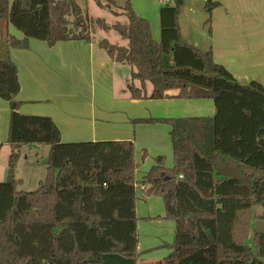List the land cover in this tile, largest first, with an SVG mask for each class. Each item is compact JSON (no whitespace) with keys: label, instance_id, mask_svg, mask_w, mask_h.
Segmentation results:
<instances>
[{"label":"trees","instance_id":"obj_1","mask_svg":"<svg viewBox=\"0 0 264 264\" xmlns=\"http://www.w3.org/2000/svg\"><path fill=\"white\" fill-rule=\"evenodd\" d=\"M129 1L118 7L116 0H96L126 19L109 25L88 18L75 0H0V99L8 102L10 116L7 174L0 182V264H138L136 205L151 196L164 207L155 219L175 226L173 244L162 246L172 252L167 263L262 264L264 236L254 233L257 253L245 241L253 219L264 221L254 215L255 207L264 208L263 87L238 83L210 50L183 40V0L159 9L158 41ZM204 6L211 13L218 4L206 0ZM97 29L112 30L127 43L97 42L110 60L132 68L125 90L131 99L210 100L214 106L213 117L134 120L167 124L172 147V166L156 157L140 180L133 141L65 143L50 117L19 114L18 69L10 51L28 49L30 40L49 47L90 44ZM31 145L49 152L43 181L25 193L15 168L20 150Z\"/></svg>","mask_w":264,"mask_h":264},{"label":"crops","instance_id":"obj_2","mask_svg":"<svg viewBox=\"0 0 264 264\" xmlns=\"http://www.w3.org/2000/svg\"><path fill=\"white\" fill-rule=\"evenodd\" d=\"M12 1L9 0V3ZM211 2L218 4L211 13L205 8L197 9L196 13L183 0V8L178 17L183 40L201 51L210 50L214 62L223 66L238 83L247 85L255 81L264 89V0ZM148 19L152 38L158 41L159 18ZM207 20L208 25L205 23ZM8 29L15 38H22L12 27ZM102 39L104 38L99 36L90 44L79 41L59 42L54 47H49L42 41L30 40L28 49H12L10 58L17 66L20 84V91L15 98L22 103L19 114L50 117L65 143L131 140L134 143L135 157L141 156L144 148H149L147 150H150L154 158L167 155L170 149L172 153L169 126L160 123L134 124V120L215 115L210 100L131 99L125 90L132 68L110 60L97 44ZM133 84L140 87L138 81ZM150 92L151 85L146 83V95ZM9 119V104L0 99V156L7 160L10 153L7 145ZM25 148L20 150L21 156L15 168L16 179L22 182L21 187L24 185L18 173L21 160H26L29 155L35 160L42 155L47 159L49 152L46 146L31 145ZM34 171L35 176L39 175L36 177L38 188V184L44 179L46 168L44 166L39 169V173L35 169ZM4 173L6 176L7 169ZM160 200L154 196L137 200V231L142 224L163 225L160 223L165 221L155 219L164 215V207L162 210L156 209ZM161 243L162 240L155 236L142 240L139 236L138 264L159 263L162 260L160 254L152 252L161 248ZM145 254L151 255L141 260Z\"/></svg>","mask_w":264,"mask_h":264},{"label":"rangeland","instance_id":"obj_3","mask_svg":"<svg viewBox=\"0 0 264 264\" xmlns=\"http://www.w3.org/2000/svg\"><path fill=\"white\" fill-rule=\"evenodd\" d=\"M76 3L80 6L81 9L84 10L86 16L90 19L92 18H100V19H104L106 23L110 24V23H115L118 22L120 24H123L126 22V19L124 16L119 15L121 14V12L115 10L116 13H111L108 12L106 9H102L101 7H99L97 5L96 0H75ZM99 3H103V0H98ZM126 0H116V4L118 7L123 6V4L125 3ZM185 3L187 4L188 7H193L195 10V12L197 13L198 10H203L205 8L204 6V1L205 0H184ZM130 6L131 8H133L135 14L142 18V19H146L149 22L148 17L151 19V17H154V19H157L158 14H159V9L163 6V5H172V1L171 0H161V2H159V0H130ZM197 10V11H196ZM205 10V9H204ZM158 23V21H157ZM104 38L106 39L109 43H118L120 46H125L127 43L125 41V39H123L122 37H120L118 34H116L114 31L110 30L109 32H103L99 29L96 30L95 34H94V39H97L98 37ZM125 67H124V74H125ZM150 84V83H148ZM25 148V147H24ZM26 149V148H25ZM149 149V148H147ZM147 149H143L141 152V156H136L135 157V162L138 165V171H137V180H140L142 178V175L145 174L146 172L149 171L150 167H151V163H152V159H154V156H152L150 154V150ZM140 152V151H139ZM26 154V152H25ZM163 159H164V165L165 167H171V163H172V153H171V149L169 150L167 155H162ZM7 159L3 158V156H0V182H4L6 179L5 176V166H6V161ZM47 161L46 158H44V156L42 155L41 157H39V159H34L31 155L28 156V158L22 159L20 166H19V176L23 179L24 185L20 188L23 192L27 193L30 191H34L36 190L37 186H36V177H38L39 175H34V169L36 170V173H39V169H43L45 166V162ZM155 198V197H154ZM154 200H157L154 199ZM159 200V199H158ZM142 202V201H141ZM143 203V202H142ZM162 210L163 209V205H162V201H158L156 209ZM254 215L255 216H264V208L257 206L254 209ZM255 220L253 219L252 223ZM163 222V221H162ZM163 225H157V223L152 224V225H148L145 226L144 224H142L140 226V229L138 230V235L140 236V240H142V238H149L151 236H155L158 239L162 240V245H168V244H173L174 239H175V235H174V223L172 221H165L163 223H160ZM249 235L247 237V240L245 241V245L248 246L249 248H251V250L254 253H257V247L253 244V237H254V233L251 231L248 232ZM145 240V239H143ZM142 250H143V245H142ZM170 249H167L165 246L161 247L159 249H157L155 252H152L154 254H160V259H162L159 263L157 264H169L167 263L166 259L168 258V255L171 251H169ZM169 251V252H168ZM172 253V252H171ZM149 255L151 254H145L141 260L143 258H148ZM165 255V256H164ZM262 262V264H264V258H259Z\"/></svg>","mask_w":264,"mask_h":264},{"label":"water","instance_id":"obj_4","mask_svg":"<svg viewBox=\"0 0 264 264\" xmlns=\"http://www.w3.org/2000/svg\"><path fill=\"white\" fill-rule=\"evenodd\" d=\"M252 232L264 236V221L256 220L252 223Z\"/></svg>","mask_w":264,"mask_h":264},{"label":"built area","instance_id":"obj_5","mask_svg":"<svg viewBox=\"0 0 264 264\" xmlns=\"http://www.w3.org/2000/svg\"><path fill=\"white\" fill-rule=\"evenodd\" d=\"M205 1H206V0H205ZM205 1H204V2H205Z\"/></svg>","mask_w":264,"mask_h":264}]
</instances>
